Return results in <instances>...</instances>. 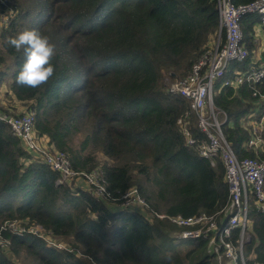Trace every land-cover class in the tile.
<instances>
[{
    "label": "trees",
    "instance_id": "1",
    "mask_svg": "<svg viewBox=\"0 0 264 264\" xmlns=\"http://www.w3.org/2000/svg\"><path fill=\"white\" fill-rule=\"evenodd\" d=\"M2 1L0 89L7 86L19 104L32 105L26 111L37 114L36 132L66 153L75 171L98 169L102 155L119 163L102 168L114 197L137 187L153 210L172 216L212 215L227 205L223 162L217 159L213 167L187 145L177 121L191 114L190 101L167 93L164 83L168 76L187 77L217 37V0ZM260 21L255 15L243 19L246 46ZM23 30H36L56 46L55 75L39 89L16 84L24 56L6 39ZM250 58L251 52L245 63H234L228 76L249 70ZM259 90L264 95V80ZM215 92V107L228 118L224 135L237 156L264 160V152L244 148L250 132L243 122L256 101L251 88L219 81ZM189 118L193 136L203 139L196 116ZM135 171L145 175V185L132 183ZM59 178L0 122V231L9 221L37 224L71 248L58 250L5 230L9 247H0V264H17L14 258L23 264H166L167 253L175 264H217L206 241H177V227L169 222H149L120 202L94 198L75 179L69 186ZM251 220L246 262L264 264V214L255 212Z\"/></svg>",
    "mask_w": 264,
    "mask_h": 264
},
{
    "label": "built area",
    "instance_id": "2",
    "mask_svg": "<svg viewBox=\"0 0 264 264\" xmlns=\"http://www.w3.org/2000/svg\"><path fill=\"white\" fill-rule=\"evenodd\" d=\"M0 2H3L0 0ZM219 29L217 37L208 45L191 73L183 79L167 80V93L181 96L190 101L191 114L177 121L187 140V145L199 155L211 161L216 167L220 159L225 168V182L229 189L227 205L217 213H201L192 217L168 215L153 210L137 187H132L121 197H114L108 189L104 171L101 168L90 172H77L66 153L57 151L49 144L46 137L40 136L35 129L37 114L26 111L13 114L0 111V122L10 127L14 137L21 141L22 147L29 154L38 155L53 171L60 175L58 184L72 186V181L84 184L82 189L94 198L102 201L120 202L122 208L141 213L149 222L155 219L169 222L177 227L172 236L177 240L202 239L207 242L208 252L217 264H247L245 247L252 241L251 216L256 212L264 214V160L257 158L240 159L227 141L223 125L228 118L225 112L214 104L217 83L223 81V87L240 89L247 86L253 91L255 109L243 122L250 132V139L245 143L246 151H254L258 156L264 152V95L259 90L264 80V67H250L238 71L235 77L228 76L234 63L243 64L250 57L245 43L242 21L248 15L260 18L259 25L264 27V0L237 5L234 0H217ZM3 17V16H2ZM1 17V18H2ZM2 24L5 23L1 20ZM197 118L198 128L203 139L195 138L188 128L191 115ZM220 115L224 117L220 120ZM190 119V118H189ZM12 231L14 235H32L58 250L71 248L57 241V237L41 225H22L18 221L6 222L0 231V247L8 248L9 242L2 236V231ZM78 256H82L78 251ZM92 264L93 263L92 261Z\"/></svg>",
    "mask_w": 264,
    "mask_h": 264
},
{
    "label": "clouds",
    "instance_id": "3",
    "mask_svg": "<svg viewBox=\"0 0 264 264\" xmlns=\"http://www.w3.org/2000/svg\"><path fill=\"white\" fill-rule=\"evenodd\" d=\"M6 43L23 52L24 63L15 77L18 86L39 89L55 75L56 46L49 37L36 30H23L8 37ZM165 260L166 264H175L171 253L165 255Z\"/></svg>",
    "mask_w": 264,
    "mask_h": 264
},
{
    "label": "rangeland",
    "instance_id": "4",
    "mask_svg": "<svg viewBox=\"0 0 264 264\" xmlns=\"http://www.w3.org/2000/svg\"><path fill=\"white\" fill-rule=\"evenodd\" d=\"M1 20H4L5 23L8 22V18L6 16H3L1 18ZM165 83V87H166V91H167V80L165 78L164 80ZM4 102V104H0V111L2 112H9L8 110H2L6 107L11 108V112L9 113H13V114H22L23 112H26L27 109L31 108V104H18L17 102L14 101L13 97L10 95V93H8V87H4V89H0V103ZM18 107V108H17ZM30 112V111H28ZM220 120H222V115H220ZM98 166L99 168H103L107 165H119V163L116 162H112L107 160L105 157H103L102 155H99L98 157ZM132 183L134 185H145V180L146 177L145 175L140 174L139 172L135 171L132 173ZM82 184H84V182H82ZM163 213V212H161ZM57 241L59 243H61L64 246H67L65 244L66 241L62 240L61 238H57ZM8 248L6 247L5 250H7ZM189 250L191 249V247L188 248ZM9 257H12V255L8 254ZM206 256V255H205ZM250 259L253 260V257H251ZM14 261H16L17 264H23L21 261L17 260L16 258H14ZM217 263V262H216Z\"/></svg>",
    "mask_w": 264,
    "mask_h": 264
},
{
    "label": "crops",
    "instance_id": "5",
    "mask_svg": "<svg viewBox=\"0 0 264 264\" xmlns=\"http://www.w3.org/2000/svg\"><path fill=\"white\" fill-rule=\"evenodd\" d=\"M247 46L251 52L250 66L264 67V27L260 26L259 24H256L254 26V34L252 35V41L249 42V44L247 43ZM14 101L18 104L20 103L15 99ZM0 104H4V102ZM80 185L83 184L81 183Z\"/></svg>",
    "mask_w": 264,
    "mask_h": 264
},
{
    "label": "water",
    "instance_id": "6",
    "mask_svg": "<svg viewBox=\"0 0 264 264\" xmlns=\"http://www.w3.org/2000/svg\"><path fill=\"white\" fill-rule=\"evenodd\" d=\"M173 76H175V75H173Z\"/></svg>",
    "mask_w": 264,
    "mask_h": 264
}]
</instances>
